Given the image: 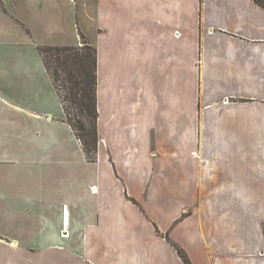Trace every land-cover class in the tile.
I'll list each match as a JSON object with an SVG mask.
<instances>
[{
    "label": "crops",
    "instance_id": "0c3cea01",
    "mask_svg": "<svg viewBox=\"0 0 264 264\" xmlns=\"http://www.w3.org/2000/svg\"><path fill=\"white\" fill-rule=\"evenodd\" d=\"M84 42L95 162L38 51ZM178 250L264 264V8L0 0V264H184Z\"/></svg>",
    "mask_w": 264,
    "mask_h": 264
},
{
    "label": "trees",
    "instance_id": "16d2710c",
    "mask_svg": "<svg viewBox=\"0 0 264 264\" xmlns=\"http://www.w3.org/2000/svg\"><path fill=\"white\" fill-rule=\"evenodd\" d=\"M264 8V0H254ZM45 69L59 96L64 120L80 142L88 162H95L97 134L96 49L83 43L80 47L45 46L38 49ZM184 264H190L178 250Z\"/></svg>",
    "mask_w": 264,
    "mask_h": 264
},
{
    "label": "rangeland",
    "instance_id": "374dc122",
    "mask_svg": "<svg viewBox=\"0 0 264 264\" xmlns=\"http://www.w3.org/2000/svg\"><path fill=\"white\" fill-rule=\"evenodd\" d=\"M4 39H5V38H3V39H2V41H5ZM80 41H81V44H82L83 40H82V39H80ZM78 47H80V46H78Z\"/></svg>",
    "mask_w": 264,
    "mask_h": 264
}]
</instances>
